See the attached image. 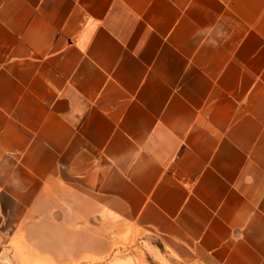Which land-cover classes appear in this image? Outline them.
Returning <instances> with one entry per match:
<instances>
[{"label":"crops","instance_id":"0c3cea01","mask_svg":"<svg viewBox=\"0 0 264 264\" xmlns=\"http://www.w3.org/2000/svg\"><path fill=\"white\" fill-rule=\"evenodd\" d=\"M8 263L264 264V0H0Z\"/></svg>","mask_w":264,"mask_h":264},{"label":"rangeland","instance_id":"374dc122","mask_svg":"<svg viewBox=\"0 0 264 264\" xmlns=\"http://www.w3.org/2000/svg\"><path fill=\"white\" fill-rule=\"evenodd\" d=\"M123 250H125V249H123ZM119 252L123 253V255H124V253H126V251H122V249ZM75 264H77V263H75Z\"/></svg>","mask_w":264,"mask_h":264}]
</instances>
